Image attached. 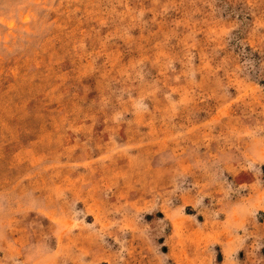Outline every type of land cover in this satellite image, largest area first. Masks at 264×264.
Listing matches in <instances>:
<instances>
[{"label":"rangeland","instance_id":"1","mask_svg":"<svg viewBox=\"0 0 264 264\" xmlns=\"http://www.w3.org/2000/svg\"><path fill=\"white\" fill-rule=\"evenodd\" d=\"M0 264H264V0H0Z\"/></svg>","mask_w":264,"mask_h":264}]
</instances>
